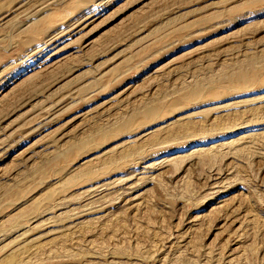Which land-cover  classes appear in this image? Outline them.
<instances>
[{"label": "rangeland", "instance_id": "rangeland-1", "mask_svg": "<svg viewBox=\"0 0 264 264\" xmlns=\"http://www.w3.org/2000/svg\"><path fill=\"white\" fill-rule=\"evenodd\" d=\"M0 264H264V0H0Z\"/></svg>", "mask_w": 264, "mask_h": 264}, {"label": "bare ground", "instance_id": "bare-ground-1", "mask_svg": "<svg viewBox=\"0 0 264 264\" xmlns=\"http://www.w3.org/2000/svg\"><path fill=\"white\" fill-rule=\"evenodd\" d=\"M248 75H240L239 73H236L233 77V80L236 82V81H242L243 79H245L244 77H246ZM150 109V108H149ZM200 148V147H199ZM198 150V149H197ZM121 189V188H120ZM62 231V230H61Z\"/></svg>", "mask_w": 264, "mask_h": 264}]
</instances>
